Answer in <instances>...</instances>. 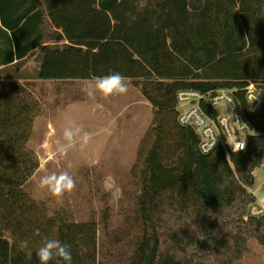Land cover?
<instances>
[{"label":"trees","instance_id":"1","mask_svg":"<svg viewBox=\"0 0 264 264\" xmlns=\"http://www.w3.org/2000/svg\"><path fill=\"white\" fill-rule=\"evenodd\" d=\"M111 73L140 90L154 123L129 176L135 208L119 226L108 203L99 222L78 224L26 190L40 167L33 92ZM249 83L264 87V0H0V264H39L49 239L72 264H237L252 240L264 246L247 190L264 136L203 155L179 123L180 92ZM251 122L264 132V110Z\"/></svg>","mask_w":264,"mask_h":264},{"label":"rangeland","instance_id":"2","mask_svg":"<svg viewBox=\"0 0 264 264\" xmlns=\"http://www.w3.org/2000/svg\"><path fill=\"white\" fill-rule=\"evenodd\" d=\"M126 82L128 92L108 101L98 96L95 100L88 99L81 91L83 81L71 86L53 81L37 83L33 93L40 101L42 115L35 121L29 148L36 153L40 167L26 190L36 200L45 202L50 214L64 209L72 222H99L108 203L113 223L119 226L125 214L135 208L137 189L129 176L138 162L142 141L154 123V115L140 90ZM73 124L91 133V139L83 147L78 143L58 162L49 161L57 142L62 140L63 129ZM68 164L71 169H67ZM53 170H70L76 182L73 192L59 203H49L46 195L40 198L34 195L39 175ZM262 176L258 174L259 185ZM250 249L237 264H264V246L252 240Z\"/></svg>","mask_w":264,"mask_h":264},{"label":"built area","instance_id":"3","mask_svg":"<svg viewBox=\"0 0 264 264\" xmlns=\"http://www.w3.org/2000/svg\"><path fill=\"white\" fill-rule=\"evenodd\" d=\"M255 98V99H253ZM179 123L193 129L199 139V150L210 155L217 149L228 154L247 149L253 137L264 136L256 131L251 117L264 110V87L249 83L240 88H221L210 92L183 91L178 95ZM244 140L245 148L233 151L230 144ZM261 173L262 182H257ZM255 185L247 190L253 196L250 216L264 217V157L254 171Z\"/></svg>","mask_w":264,"mask_h":264},{"label":"clouds","instance_id":"4","mask_svg":"<svg viewBox=\"0 0 264 264\" xmlns=\"http://www.w3.org/2000/svg\"><path fill=\"white\" fill-rule=\"evenodd\" d=\"M127 78L119 73H111L100 77H91L83 81L81 91L91 100L100 97L104 101L120 96L128 92ZM255 99V98H253ZM106 131V130H102ZM92 134L86 132L79 125H70L63 129L62 140L57 142L56 149L48 157L49 161L58 162L67 155L79 143L81 147L86 145L91 139ZM233 151H241L245 148L244 140L230 144ZM46 167V165H42ZM72 165L68 164L67 169ZM35 179V178H34ZM76 182L70 170H53L39 175L36 179L34 195L37 198L48 196L49 203H59L65 195L71 194L75 189ZM39 264H49V261L57 259V264H72V256L69 246L62 244L58 239L46 240L36 252Z\"/></svg>","mask_w":264,"mask_h":264}]
</instances>
